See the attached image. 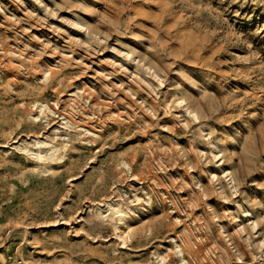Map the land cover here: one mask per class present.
<instances>
[{"label":"rangeland","instance_id":"obj_1","mask_svg":"<svg viewBox=\"0 0 264 264\" xmlns=\"http://www.w3.org/2000/svg\"><path fill=\"white\" fill-rule=\"evenodd\" d=\"M0 264H264V0H0Z\"/></svg>","mask_w":264,"mask_h":264}]
</instances>
